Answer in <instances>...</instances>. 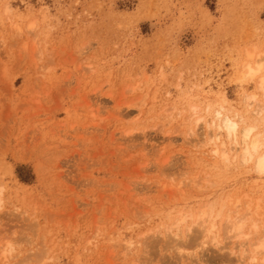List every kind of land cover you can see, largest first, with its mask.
<instances>
[{
	"label": "rangeland",
	"instance_id": "obj_1",
	"mask_svg": "<svg viewBox=\"0 0 264 264\" xmlns=\"http://www.w3.org/2000/svg\"><path fill=\"white\" fill-rule=\"evenodd\" d=\"M262 82L264 0H0V264H264Z\"/></svg>",
	"mask_w": 264,
	"mask_h": 264
},
{
	"label": "bare ground",
	"instance_id": "obj_2",
	"mask_svg": "<svg viewBox=\"0 0 264 264\" xmlns=\"http://www.w3.org/2000/svg\"><path fill=\"white\" fill-rule=\"evenodd\" d=\"M5 11L7 12V10H5ZM251 56L252 55L250 54L249 57H251ZM248 69H249L248 70L249 76H251V79H252L254 77V75H255V71L252 68H250V67H248ZM263 86H264V84L262 82V84H261V88L262 89H264ZM258 113H260V111ZM216 117L220 121V126L218 128L221 129V130L222 129L225 130L226 133H227L228 138H232L233 135L235 134L237 128H238L236 120H234L233 118H230V116H224L221 111L216 112ZM255 129H256L255 127L248 126V128H246L245 131L242 132L243 133L242 134L243 135V137H242L243 139H242V142L240 144V146H241V149H240L241 150V160L244 163H247L249 161L254 160L255 161L256 171L258 173L262 174V173H264V152L263 153L262 152L259 153V149H260V146L262 144L261 143L262 141L260 140V137H261L260 135H259L260 137L258 135L257 136H253ZM226 156L227 155H226L225 151L223 150V157H226ZM202 216H203L202 213H201V215L199 214V216L197 217V220L195 221V223H198L201 220L203 225H205L206 222H205V220L202 219V218H204ZM244 218H242L241 220L239 219L240 222ZM232 223H235V221L232 222ZM203 225H202V227L205 228L206 226H203ZM231 228H232L231 229L232 232H235V236L236 237H238L240 234L242 235V233L240 232L242 228L237 227L236 225H233V227L231 226ZM207 231H204L203 233H205ZM256 252L257 251H255V253Z\"/></svg>",
	"mask_w": 264,
	"mask_h": 264
}]
</instances>
